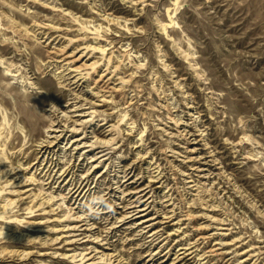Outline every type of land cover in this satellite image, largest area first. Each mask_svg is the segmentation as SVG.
I'll return each instance as SVG.
<instances>
[{
    "label": "rangeland",
    "instance_id": "374dc122",
    "mask_svg": "<svg viewBox=\"0 0 264 264\" xmlns=\"http://www.w3.org/2000/svg\"><path fill=\"white\" fill-rule=\"evenodd\" d=\"M76 96L96 105L75 137L111 139L97 169L71 131L42 149ZM128 167L154 184L153 244L120 219ZM95 194L114 211L82 218ZM188 246V264H264V0H0V264H161Z\"/></svg>",
    "mask_w": 264,
    "mask_h": 264
},
{
    "label": "bare ground",
    "instance_id": "6f19581e",
    "mask_svg": "<svg viewBox=\"0 0 264 264\" xmlns=\"http://www.w3.org/2000/svg\"><path fill=\"white\" fill-rule=\"evenodd\" d=\"M58 49V48H57ZM64 49V48H63ZM63 51V50H62ZM75 53V52H74ZM73 52L72 53H66L63 54L64 60H68V63L70 64V66H73L72 71L76 72V71H80L82 70V68L85 66V63H81L77 66V64L83 59L82 56H76ZM81 72V71H80ZM79 74V73H78ZM106 74V73H105ZM105 74L101 75L99 79H97L95 81V89L98 93L96 94H92L94 96L103 93V95L101 97H106L107 92H110L108 89H110V85H109V80L107 79L106 76H104ZM75 76V75H74ZM80 77V76H78ZM86 79V78H84ZM67 80V79H66ZM70 83V82H69ZM78 83V81L74 82V84ZM72 84L68 85L71 86ZM80 87V86H79ZM114 88V87H113ZM94 89V90H95ZM93 90V89H92ZM77 91V90H76ZM95 92V91H94ZM89 93V92H88ZM87 93V94H88ZM76 94V93H75ZM83 98H81L80 96H76L75 100L77 101L75 104V109L73 110V112L77 115V117H79L78 119L73 120V116H70L69 114H67L66 111H58L57 109H55L54 113H50V114H54L55 116V120L54 122L51 124V127L49 128V133L50 134H57V135H53V136H49V139L53 137V139H55L54 141H49L46 140L44 141L41 145H42V149L45 150V152L48 153V150L50 148H52L55 143L57 141H62L63 139L65 140L69 135V131L72 132L71 136L66 139L69 140V142L71 144H73L72 146H76V149H80V147L85 148H90V150H87L88 152L84 155H86V158H90L91 159V163H93V167L95 169H97L96 167H98V162L99 160H101L102 158H106L110 153L106 152V149H104V145L102 144H109L111 139L108 141H102L99 138H96L95 140H93L92 138H89V136H81V137H75L78 136L77 134L80 133V128L83 126H86L87 121L88 120H84L83 118H85V116H89L91 114L88 113L87 109H92L95 107L96 103L90 101L88 98H85L86 100H82ZM88 99V100H87ZM106 101V100H105ZM70 105V104H69ZM85 105H92L89 108H86ZM54 106V105H53ZM67 106V105H66ZM71 106V105H70ZM69 106V107H70ZM61 107V106H60ZM68 107V108H69ZM67 109V108H66ZM65 109V110H66ZM51 110V109H50ZM52 118V117H51ZM88 126V125H87ZM89 127V126H88ZM87 127V128H88ZM60 128H64V129H60ZM71 128V129H70ZM83 131V130H82ZM81 131V132H82ZM68 132V133H67ZM60 133V134H59ZM66 133V134H65ZM59 134V135H58ZM87 134V133H86ZM72 139V140H71ZM65 140V141H66ZM69 143H67L68 145ZM107 147V146H106ZM110 147V146H109ZM82 148V149H83ZM39 149V148H38ZM51 152V151H50ZM46 154V153H44ZM90 156V157H87ZM84 157V156H83ZM109 157V156H108ZM112 158V157H111ZM194 158V157H193ZM108 159V158H106ZM53 161V160H52ZM49 162V161H48ZM55 163V162H54ZM59 164V163H58ZM60 165V164H59ZM92 166V165H91ZM108 166V165H107ZM132 167V166H131ZM129 169L125 170L124 173V178H128L127 180L131 183L128 185V187L130 185L133 186V188H136V190L134 192H132L131 194H129L130 196L134 195L133 197H131L130 200H127V198H125V202H128V205H126V210L124 212H122L123 216L120 218L121 221H127L129 219H132L130 221H133L134 219H142L140 221V225H145V229H150L147 233L152 232V240H150L149 244H153L154 242L157 241L158 237H160V232L157 231H152V229H154L155 227V223H151L155 218H150V209L152 207V202L151 199L153 196H151L152 190H153V181L152 183L149 182L145 185L139 184V181L136 180L135 178V174H134V169L128 167ZM135 168V167H134ZM72 168H67V169H59L58 173H55L53 175H51L50 177H48L49 182L47 184H54V183H58L60 182V186L61 184L65 181H67V179H69L70 173H72ZM123 169V168H122ZM52 169H49V172ZM56 172V171H55ZM60 172V173H59ZM136 172V171H135ZM95 173V172H94ZM100 173V172H99ZM119 173V172H118ZM148 173V172H147ZM87 174V173H86ZM102 174V173H101ZM46 175V174H45ZM74 175V174H73ZM99 175V174H98ZM154 175V174H153ZM84 176V175H83ZM143 176V173H142ZM91 175H88L85 177V180L82 181L81 184H79V187H75L72 188L71 191L69 192L70 195L72 196V198L76 197L77 199H79V197H81L83 194V198L85 200V198H87L88 194H91V188L90 186V180H91ZM141 178V177H140ZM146 178V177H145ZM151 178V176H150ZM154 178V177H153ZM73 179V178H72ZM72 179L68 182V184L72 181ZM99 179V178H98ZM78 180V179H77ZM126 180V181H127ZM140 180V179H139ZM157 180V179H156ZM127 181V182H128ZM15 182V181H14ZM124 182L122 183L121 181H119V183H122V185L120 184L119 188H123L124 185L127 183ZM161 182V181H160ZM191 182V181H190ZM96 183V182H95ZM12 184V183H11ZM72 184V183H71ZM97 184V183H96ZM58 186V185H57ZM75 186V185H74ZM135 186V187H134ZM161 186V185H160ZM89 187V188H88ZM127 187V188H128ZM126 188V187H125ZM151 188V190H150ZM97 189V188H96ZM124 189V188H123ZM150 190V191H149ZM122 191V190H121ZM98 192V191H97ZM93 194V193H92ZM110 195V193H109ZM107 196V195H106ZM64 197V194H63ZM139 197V198H137ZM53 198V197H52ZM51 198V199H52ZM133 198V199H132ZM50 199V200H51ZM153 200V199H152ZM130 205V206H129ZM123 209V208H122ZM160 212V211H159ZM161 214V213H160ZM190 215V214H189ZM114 216V215H113ZM81 217V216H80ZM194 217V216H193ZM165 218V217H164ZM119 219V220H120ZM173 220V219H172ZM120 223V222H119ZM91 225V224H90ZM75 226V225H74ZM73 226L74 229H77ZM91 227V226H90ZM72 228V227H71ZM116 228V227H115ZM92 229V228H91ZM95 230V229H94ZM177 231V230H176ZM175 231V232H176ZM94 232V231H93ZM173 233V232H172ZM91 234V233H90ZM95 234V233H94ZM144 234V233H143ZM164 235V234H163ZM88 236V235H87ZM86 236V237H87ZM162 236V235H161ZM171 237V236H170ZM99 238V237H98ZM102 241V240H101ZM73 242V241H72ZM75 242V241H74ZM178 242V241H177ZM92 243V242H91ZM147 243V242H146ZM180 244V243H179ZM200 245V244H199ZM223 245V244H222ZM93 247V246H91ZM97 247V246H96ZM191 247V246H190ZM95 248V246H94ZM100 248V247H99ZM194 248L191 247H183L181 248V250H179L178 252H172L175 254V257L172 258V255H170V257H168V254H166L164 257H161L160 259L161 264H188L189 260L187 261L188 256L194 254V252H191L192 249ZM172 249V248H171ZM183 250V251H182ZM191 250V251H190ZM177 251V250H176ZM190 251V252H189ZM198 251V250H197ZM91 252V251H90ZM189 252V253H188ZM101 253V252H100ZM188 253V254H187ZM98 254V253H96ZM163 254V253H162ZM212 254V253H211ZM84 255V254H83ZM102 255V254H101ZM100 255V257H101ZM113 255V254H112ZM203 255V254H202ZM88 256V255H87ZM115 256V255H113ZM82 257V256H81ZM92 257V256H90ZM107 257V256H106ZM202 257V256H201ZM103 258V257H102ZM114 259V258H113ZM154 258H152L151 260H154ZM160 259L158 261H160ZM203 259V258H202ZM205 259V258H204ZM105 260V259H104ZM111 260V259H110ZM150 260V261H151ZM194 260V259H193ZM84 261V260H83ZM101 261V260H100ZM155 262V261H154ZM193 262V261H192ZM120 263V262H119ZM197 264V263H196Z\"/></svg>",
    "mask_w": 264,
    "mask_h": 264
},
{
    "label": "clouds",
    "instance_id": "9594fccd",
    "mask_svg": "<svg viewBox=\"0 0 264 264\" xmlns=\"http://www.w3.org/2000/svg\"><path fill=\"white\" fill-rule=\"evenodd\" d=\"M82 218L98 219L104 211L113 212V205L106 199L103 194L91 196L87 202L82 205Z\"/></svg>",
    "mask_w": 264,
    "mask_h": 264
}]
</instances>
